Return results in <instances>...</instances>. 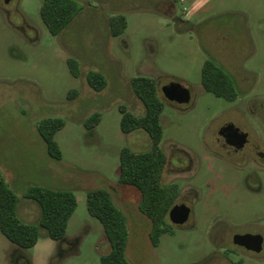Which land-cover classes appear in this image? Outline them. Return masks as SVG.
Returning <instances> with one entry per match:
<instances>
[{"label": "rangeland", "instance_id": "obj_1", "mask_svg": "<svg viewBox=\"0 0 264 264\" xmlns=\"http://www.w3.org/2000/svg\"><path fill=\"white\" fill-rule=\"evenodd\" d=\"M42 1L0 0V171L18 193L32 184L61 186L75 191L78 205L62 239L39 225L38 241L21 247L0 229V264H101L110 242L87 207V190L95 187L109 189L128 216L131 264H264V247L233 240L236 232L264 235V156L256 158L249 145L227 151L217 139L221 125L233 121L264 151V0H76L73 19L58 34L41 16ZM118 13L128 24L113 35L109 18ZM70 56L80 76L71 73ZM208 56L235 77L236 99L203 87ZM90 69L106 75L103 89L89 84ZM138 74L153 76L165 101L163 181H177V202L191 207L189 219L171 221L173 232L158 245L139 188L119 181L121 147L151 144L146 130L121 128V104L145 113L131 84ZM172 80L191 88L189 102L165 96L162 86ZM74 87L79 93L71 98ZM97 110L101 120L89 129L84 121ZM56 116L65 119L56 133L60 159L48 153L38 128Z\"/></svg>", "mask_w": 264, "mask_h": 264}, {"label": "trees", "instance_id": "obj_2", "mask_svg": "<svg viewBox=\"0 0 264 264\" xmlns=\"http://www.w3.org/2000/svg\"><path fill=\"white\" fill-rule=\"evenodd\" d=\"M76 10V0H43L40 8L41 16L53 34H58L70 23ZM109 24L113 35L123 33L128 24L126 14L112 15ZM68 65L73 75H81L80 63L76 57L70 56ZM87 80L97 90L103 89L108 83L106 75L95 69L87 72ZM201 80L203 87L216 95L231 100L239 96L240 91L235 77L210 56L202 65ZM131 84L145 105V113L138 114L121 104V128L125 132L146 130L151 137V144L142 150H136L129 145L121 147L119 181L139 188L141 192L139 207L150 218L151 241L158 245L164 232H173L169 210L177 202L181 186L175 180L163 181V172L168 162L167 153L161 144L165 101L159 95L156 79L151 75L138 74L131 78ZM78 93L79 89L74 87L69 91V97H76ZM101 117L102 112L97 110L85 119L84 124L92 129L100 122ZM64 125L65 119L58 116L44 118L38 125L48 153L58 159L63 157V151L56 139V133ZM21 197L38 203L41 208L38 221H27L21 217L18 210ZM77 205V195L73 189L32 184L20 194L11 187L0 171V229L16 245L21 247L34 245L40 236L39 225L46 228L51 238H64L69 219ZM87 207L89 212L103 223L110 242V250L101 254V264H131L126 253L129 235L128 216L114 203L111 191L103 187L88 189Z\"/></svg>", "mask_w": 264, "mask_h": 264}, {"label": "water", "instance_id": "obj_3", "mask_svg": "<svg viewBox=\"0 0 264 264\" xmlns=\"http://www.w3.org/2000/svg\"><path fill=\"white\" fill-rule=\"evenodd\" d=\"M165 96L178 103L189 102L192 98L191 88L178 80H172L162 86ZM231 130L237 137V146L242 147L248 138V132L242 130L235 122L229 121L220 128V132ZM191 213V207L187 203L176 202L169 210V218L172 222L183 224ZM233 240L235 243L254 251H261L264 247V235L261 232H236Z\"/></svg>", "mask_w": 264, "mask_h": 264}, {"label": "flooded vegetation", "instance_id": "obj_4", "mask_svg": "<svg viewBox=\"0 0 264 264\" xmlns=\"http://www.w3.org/2000/svg\"><path fill=\"white\" fill-rule=\"evenodd\" d=\"M226 123L227 122H225L223 125H225ZM235 124L238 125L237 123H235ZM223 125H221V127ZM238 126H240V125H238ZM220 128L218 129L217 139L227 151H236L237 152L240 150H244L246 148V146L249 145V147L251 148V152L253 154H255L256 158H258V156H261V157L264 156V151L262 149H259L258 144L255 141L251 140L249 133H248V138H247L246 142L244 143V145L242 147H238L237 143H236L237 137L233 134V132L231 130H226V129L223 132H220ZM240 128L242 130H245L241 126H240Z\"/></svg>", "mask_w": 264, "mask_h": 264}, {"label": "crops", "instance_id": "obj_5", "mask_svg": "<svg viewBox=\"0 0 264 264\" xmlns=\"http://www.w3.org/2000/svg\"><path fill=\"white\" fill-rule=\"evenodd\" d=\"M54 187H61V186H54ZM35 208L38 209L39 213H38V216L33 218L31 215H28V213L30 214V212H32V210H34ZM18 210H19V214L21 215V217L27 221H38L41 215V208L38 205V203L26 197H21Z\"/></svg>", "mask_w": 264, "mask_h": 264}]
</instances>
